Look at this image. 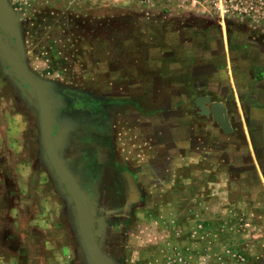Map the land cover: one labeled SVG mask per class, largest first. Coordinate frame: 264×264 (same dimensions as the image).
<instances>
[{
	"label": "rangeland",
	"instance_id": "374dc122",
	"mask_svg": "<svg viewBox=\"0 0 264 264\" xmlns=\"http://www.w3.org/2000/svg\"><path fill=\"white\" fill-rule=\"evenodd\" d=\"M60 1L48 0L23 10L8 6L14 31H1L15 64L9 66L0 58V250L4 243H14L17 237L29 238L32 232L39 247L35 254L41 257V264H83V256L87 264H92L76 227L73 200L45 154L36 97L17 76L25 70L46 89L58 122L57 153L85 192L96 241L110 264H264V214L247 216L254 220L250 224L244 216H237L235 221L227 217L226 204L230 200L225 194H230L231 189L216 168L208 164V159H220L223 153L207 150L208 142L222 144L226 140L209 135V129L216 124L196 114L192 99L196 94L206 95L207 90L192 92L195 80L182 79L186 84L183 89L186 101L169 103L167 114L149 120L137 119L128 110L135 104L142 113H156L157 103L145 102L140 97H134V102H118L109 97L110 110L121 114L103 121L114 126L113 132L99 129L102 124L98 127V122L87 126L86 123L93 122L92 108L74 91L75 85L88 98L99 96L97 77L94 72L78 71L82 80L76 82L71 66L50 61L58 44L53 35L56 33L53 20L57 16L53 10L55 5H61ZM126 1L135 13L141 12L136 4H143L157 15L169 12L189 18H228L231 23L228 26L241 25L248 32H264V13H243L236 6L264 0ZM97 2L108 1L91 0V5ZM103 10L110 12L111 8L104 6ZM214 97L223 98L218 94ZM235 111L232 105L230 120L239 126ZM144 127H166V132L150 137L132 134L133 128ZM194 127L203 133L193 135ZM143 139L152 144L178 142L184 150H149ZM176 158L183 160L178 167L170 165L171 159ZM120 160L125 164L122 167ZM176 171L177 179L173 175L172 180L175 183L169 184L168 192L163 193L165 180ZM134 179L140 180L141 190L143 186L154 196L151 202L154 208L167 206L168 214L159 215L158 209L151 208L149 213L170 226L164 229L150 223V214H143L144 206H148L144 198L126 197L135 186ZM181 205L188 210L183 215L182 232L174 228L172 213ZM208 211L212 221L204 213ZM211 225L212 229H208ZM112 226H117L114 231ZM76 247L82 254L80 263L69 259L73 256L71 249ZM2 253L6 255V247Z\"/></svg>",
	"mask_w": 264,
	"mask_h": 264
},
{
	"label": "crops",
	"instance_id": "0c3cea01",
	"mask_svg": "<svg viewBox=\"0 0 264 264\" xmlns=\"http://www.w3.org/2000/svg\"><path fill=\"white\" fill-rule=\"evenodd\" d=\"M105 1L108 2L91 5V0H62L59 2L61 5H55L53 10L57 13L54 16L56 18H53V29L56 31L53 35L58 44L50 59L51 64L71 66L76 82L82 80L78 71L94 72V77L99 81L95 85L100 90L99 96L88 98L87 94L77 90L80 86L71 80L72 84H77V89L74 90L77 95H82L86 103L91 105L93 122L86 125L92 126L98 122V127L102 124L99 129L113 132L114 126L103 121L112 116L116 119L120 112L113 114L110 110L109 103L112 100L109 97L118 102H131L135 101L134 97H140L145 102L157 103L156 113H142L135 104L129 108L128 113L131 112L137 119H160L167 114L169 103L186 101L183 94L186 84L181 80H195L192 92L207 90L206 95L196 94L192 99L196 114L216 124V127L209 129V135L226 140L222 144L213 141L206 145L207 150L223 152L220 159H208V164L216 168V172L231 189L230 194H225L226 199L230 200L226 204L225 215L234 221L237 216H244L250 224L254 220L249 217L264 214V32H248L241 25L228 26L231 24L228 18H189L169 12L157 15L148 5L143 4H136L141 12L135 13L129 1ZM104 6H109L111 11L103 10ZM66 83L68 82L65 81ZM215 94L222 95L223 98L217 100ZM197 97L202 98L201 103L209 111L207 116L199 113L195 104ZM214 104H219L225 110L229 125L227 133L213 119ZM232 105L237 109L235 118L239 126L231 123L229 112ZM55 120L58 131L56 117ZM133 129L132 134L139 133L148 137L165 135L166 132V127ZM192 129L193 135L203 133L200 128ZM143 144L149 150L159 152L169 148L177 152L184 150L183 144L178 142L171 145L165 142L152 144L143 139ZM119 163L121 167L125 165L121 160ZM181 163L183 160L180 158L170 161V165L174 164L176 167ZM177 171L171 174L170 179L165 180L163 193L168 192L169 184L175 183L172 180L173 175L177 179ZM134 181L135 186L128 190L126 197L144 198V203L148 206H144L143 214H148L152 209H158L159 215L165 212L168 214L167 206L154 208V204H151L154 196L143 186L140 189V180ZM134 211L141 213L139 209ZM185 212L188 210L183 205L176 206L172 212L175 216L174 228L181 232ZM204 213L209 220L212 219L209 211ZM149 214L150 223L165 229L167 224ZM260 226L261 224L259 228ZM76 227L79 232L77 216ZM116 227L112 226V231ZM212 227L208 226V229ZM30 234L29 238L17 237L14 243H4L2 249L6 247V255L1 249L0 264H41V257L35 254L36 248H39L35 235L32 232ZM71 250L73 256L69 259L80 263V250L77 247ZM83 259V264H87L84 256Z\"/></svg>",
	"mask_w": 264,
	"mask_h": 264
},
{
	"label": "water",
	"instance_id": "95a60500",
	"mask_svg": "<svg viewBox=\"0 0 264 264\" xmlns=\"http://www.w3.org/2000/svg\"><path fill=\"white\" fill-rule=\"evenodd\" d=\"M1 31H7L10 33H13L14 31L13 20L5 0H0V58L7 65L14 66V56L5 44L1 36ZM17 76L36 97L39 108L43 148L52 169L64 186L66 193L75 203L79 234L86 254L92 264H110L101 252L96 241L90 207L85 192L81 189L57 153L55 147L57 124L47 97L46 89L38 78L25 70L19 71ZM201 100V97H197L195 104L199 108V113L207 116L209 111L203 106ZM212 115L213 119L217 122L223 132H229L225 110L220 107L219 104H214Z\"/></svg>",
	"mask_w": 264,
	"mask_h": 264
},
{
	"label": "built area",
	"instance_id": "2783aa9c",
	"mask_svg": "<svg viewBox=\"0 0 264 264\" xmlns=\"http://www.w3.org/2000/svg\"><path fill=\"white\" fill-rule=\"evenodd\" d=\"M48 0H5L7 6H10L14 10H23L33 6L41 5L46 3ZM144 1V0H140ZM239 10L244 11L243 13H251L253 11L264 13V2L262 1H249L243 3H238L236 5ZM264 16V14H263ZM252 18V17H251ZM252 21H255L254 18Z\"/></svg>",
	"mask_w": 264,
	"mask_h": 264
},
{
	"label": "bare ground",
	"instance_id": "6f19581e",
	"mask_svg": "<svg viewBox=\"0 0 264 264\" xmlns=\"http://www.w3.org/2000/svg\"><path fill=\"white\" fill-rule=\"evenodd\" d=\"M72 199V198H71ZM73 203H74V201H73ZM74 208H75V203H74ZM76 211V210H75ZM76 216H77V213H76Z\"/></svg>",
	"mask_w": 264,
	"mask_h": 264
}]
</instances>
